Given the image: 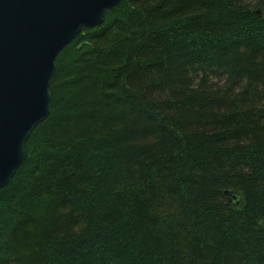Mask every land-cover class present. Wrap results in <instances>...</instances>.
<instances>
[{
  "label": "trees",
  "instance_id": "obj_1",
  "mask_svg": "<svg viewBox=\"0 0 264 264\" xmlns=\"http://www.w3.org/2000/svg\"><path fill=\"white\" fill-rule=\"evenodd\" d=\"M55 66L0 264H264V0H124Z\"/></svg>",
  "mask_w": 264,
  "mask_h": 264
},
{
  "label": "water",
  "instance_id": "obj_2",
  "mask_svg": "<svg viewBox=\"0 0 264 264\" xmlns=\"http://www.w3.org/2000/svg\"><path fill=\"white\" fill-rule=\"evenodd\" d=\"M122 1L0 0V190L25 162L31 133L49 117L57 55ZM224 195L230 204L241 202L239 193Z\"/></svg>",
  "mask_w": 264,
  "mask_h": 264
},
{
  "label": "rangeland",
  "instance_id": "obj_3",
  "mask_svg": "<svg viewBox=\"0 0 264 264\" xmlns=\"http://www.w3.org/2000/svg\"><path fill=\"white\" fill-rule=\"evenodd\" d=\"M56 60V59H55ZM50 90V89H49ZM49 93H50V91H49ZM50 100H51V98H50ZM43 123V122H42ZM41 124V123H40ZM21 167V166H20Z\"/></svg>",
  "mask_w": 264,
  "mask_h": 264
}]
</instances>
